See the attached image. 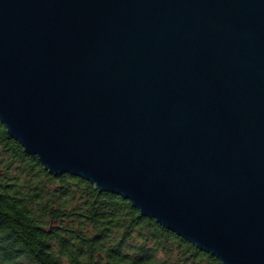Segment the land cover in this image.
<instances>
[{
	"label": "water",
	"instance_id": "95a60500",
	"mask_svg": "<svg viewBox=\"0 0 264 264\" xmlns=\"http://www.w3.org/2000/svg\"><path fill=\"white\" fill-rule=\"evenodd\" d=\"M0 121L50 173L264 264V0H0Z\"/></svg>",
	"mask_w": 264,
	"mask_h": 264
},
{
	"label": "trees",
	"instance_id": "16d2710c",
	"mask_svg": "<svg viewBox=\"0 0 264 264\" xmlns=\"http://www.w3.org/2000/svg\"><path fill=\"white\" fill-rule=\"evenodd\" d=\"M0 264H222L122 195L53 174L0 121Z\"/></svg>",
	"mask_w": 264,
	"mask_h": 264
}]
</instances>
